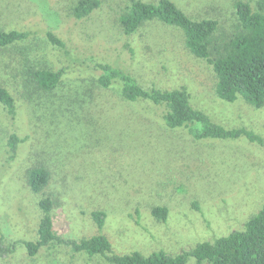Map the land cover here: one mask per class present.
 Returning a JSON list of instances; mask_svg holds the SVG:
<instances>
[{
    "label": "rangeland",
    "instance_id": "rangeland-1",
    "mask_svg": "<svg viewBox=\"0 0 264 264\" xmlns=\"http://www.w3.org/2000/svg\"><path fill=\"white\" fill-rule=\"evenodd\" d=\"M75 1L0 0V28L29 31L25 40L0 47V87L16 105L12 114L0 102V241L16 247L0 264H112L63 243L28 255L24 241L38 239L42 216L40 195L26 180L34 166L51 172L56 232L76 239L102 232L119 254H177L242 229L264 204V147L246 138L194 140L167 130L123 102L121 83L102 88L98 64L131 72L145 87L186 86L192 106L213 121L263 139L264 107L219 98L206 61L150 41L157 26L135 36L118 33L114 12L128 0H102V9L84 22L68 15ZM176 1L195 18H216L224 35L238 22L236 0ZM48 31L66 45L50 42ZM40 68L65 74L46 91L29 72ZM12 133L23 139L15 158L7 145ZM156 205L169 207L166 221L152 214ZM97 209L108 214L102 230L91 216Z\"/></svg>",
    "mask_w": 264,
    "mask_h": 264
},
{
    "label": "trees",
    "instance_id": "trees-1",
    "mask_svg": "<svg viewBox=\"0 0 264 264\" xmlns=\"http://www.w3.org/2000/svg\"><path fill=\"white\" fill-rule=\"evenodd\" d=\"M238 22L231 33L224 35L220 22L214 17L198 15L195 18L178 6L176 0H128L119 11L114 12L118 33L135 36L143 29L157 26V34L149 39L155 46L178 50L184 49L189 56L209 64L215 79L214 91L228 102L242 98L257 109L264 107V0L253 5L248 1L234 3ZM103 7L102 0H76L67 8L68 15L77 21L90 19ZM29 31L0 28V47L8 46L28 38ZM47 36L54 45L64 47L65 41L53 31ZM166 51L165 49H163ZM136 55L137 48L130 47ZM101 73L98 83L108 89L121 83L120 98L136 108L142 117L156 122L172 131H183L194 140H240L264 147V139L245 127L228 128L217 123L203 110L191 104V95L186 86L162 89L145 87L124 69L107 62L99 63ZM39 87L49 91L57 87L65 69H31ZM0 102L9 111L16 112L15 99L4 87H0ZM20 139L12 133L7 142L11 158H15ZM51 172L46 167L34 166L26 171L30 191L39 194L42 216L38 225V239L24 241L30 257L37 256L44 248L53 249L57 244L68 245L75 252H86L91 257L101 255L112 264H264V204L250 216L242 229L202 240L189 249L171 254L159 249L145 254L139 250L119 254L109 237L99 232L80 239L65 237L56 232L54 210L55 199L50 190ZM197 205V204H196ZM152 214L166 221L170 213L168 206L156 205ZM95 224L102 230L108 214L97 209L91 212ZM15 244L0 241V257L8 258L15 252Z\"/></svg>",
    "mask_w": 264,
    "mask_h": 264
}]
</instances>
